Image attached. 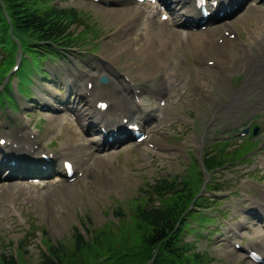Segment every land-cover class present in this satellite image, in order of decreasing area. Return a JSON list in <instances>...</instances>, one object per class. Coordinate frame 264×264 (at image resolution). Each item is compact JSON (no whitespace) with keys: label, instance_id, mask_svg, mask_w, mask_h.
Here are the masks:
<instances>
[{"label":"rangeland","instance_id":"374dc122","mask_svg":"<svg viewBox=\"0 0 264 264\" xmlns=\"http://www.w3.org/2000/svg\"><path fill=\"white\" fill-rule=\"evenodd\" d=\"M122 1V4H115L108 9L126 8V0ZM56 3L60 7H75L85 17L84 20L89 24V27L81 33L80 37L95 36L97 34L99 37L103 36L101 37L100 51L93 56L89 55L85 48L76 47L68 54L66 60L61 58H57L52 62L47 60L46 62L51 70L48 78L55 77L58 82L51 84L50 81H47L44 85L50 87L55 96L60 99L65 96L66 89L68 90L64 78L66 76L72 77L69 76L71 72L66 67L71 66L73 71L77 73L84 70L85 65L92 68V66L96 67L97 63H101L105 65L103 68H107V71L112 74L114 72L116 74L117 69H119L120 72L126 70L127 74L134 76L137 86L142 90V97L149 100L151 97L153 99L154 89L157 90L156 84L161 80L162 74L167 76L165 74L168 70L165 72L164 70L172 68L171 71H173L175 78L174 87L172 83L169 87L171 89L168 96L169 104L161 113V121L165 124V131L154 133L149 139L152 140L153 136V141H156L157 145L159 142L166 143L173 149V152L168 154L158 152L153 141L152 152L143 147L141 149L131 145L133 142L124 143V145L119 146L117 151L112 152L109 150L110 148L99 145L97 152L90 159L88 158L84 165V167L88 166L89 174L87 173V176L68 182L72 184L71 191L67 193H60L59 187L56 188L54 185L49 187L46 185L39 186L31 184L29 180L19 182V179H11L15 183L12 188L13 191L10 190L12 193L8 194L6 193V183L8 184L11 181L7 178L0 179V254L2 252L15 254L20 259V264H40L42 251L45 250L41 243L43 238L48 239V245L49 241L56 245L61 242L68 253L74 245L75 234H80L86 240H90L94 233L99 235L102 230H107L110 227L117 234L121 232V229L134 228L132 223L135 215L134 210L137 204L146 201L145 190L148 183H152L161 176L171 177L175 175L178 176L179 180V175L188 173L186 169L193 156L200 155L205 149L214 150L215 146L219 144L218 140L223 138L219 135L232 130L230 129L232 125L234 129L238 128L240 131L242 129L241 125L250 123L253 115L258 114L256 118L258 130L254 135V139L260 140V144L255 151L253 150L256 146L250 143L253 137L247 138L235 132L229 136L232 139H229V144L226 148L224 147L228 151L236 149L239 154L244 153L246 147L249 152H253L252 159L245 161L246 163H228L219 172L215 173L216 178H213V180H216L218 182L217 186L222 188L215 195L220 202L215 203L212 201L211 206L202 211L215 216L214 223L200 230L189 231L190 227H198L195 224L196 220L192 218L188 221L189 224H187L182 235L184 242L185 240H195L196 246L193 249L203 254V257L207 260L206 264H253L246 257L244 250L236 251L231 244L229 245L219 237L206 238L204 234L208 232L207 228L219 227L221 215L219 216L213 208L225 209L229 202L227 198L234 190H237L246 206L251 200H260L261 193L264 191V179L252 180V178L258 177V174L264 172V75H255L252 70L242 72L240 83L247 81L250 88L247 87L245 96L241 97V102L237 100L232 103L235 95L237 96V92L241 90V86L246 85V82H244L237 88L240 83L235 84L233 82L235 79H240L239 75L242 73L240 72L238 75L236 72L235 75L237 76L234 78L224 77L220 79L217 77L218 72L216 70L222 65L213 66L215 67L213 70V67H204L198 60L202 58L198 54L201 52L197 44L199 37H192L190 35L191 31L185 27H176L170 24L167 27L170 26L172 29L168 31L161 26L164 24L159 21L158 8H156L154 16L150 17L145 5H136L135 7L138 10H142V18L138 19L136 23L141 26L144 22H150L149 24L156 31V28L166 31L164 34L160 33L159 35L164 37L168 35V41H170L168 44L164 42L167 52L165 58H167L168 64L166 63L162 67L163 69L156 70L155 76L144 79L141 75L146 72L142 71V68L143 70L147 69L148 65H152L153 62L141 53L142 45L145 42L139 31L136 30L132 34V39L128 45L122 47H118L121 40L119 41L113 35L127 19V10L122 14L109 13L108 9L89 0H58ZM245 4L247 5H243L239 11L221 21L222 24L230 26L227 31L232 30L236 33L238 43L250 42L248 36L254 28L255 19L264 16L263 4L262 9H253L247 17L243 18L244 14L242 13L250 6L248 5L249 2ZM226 21L228 22L226 23ZM198 40L200 41L201 38ZM156 41L152 50L155 49L156 55H159L163 43L157 39ZM105 44H107L106 49H104ZM261 47H264V42L261 43ZM102 50L104 53H102ZM260 51L261 48L256 49V55H259ZM100 55L109 59L112 56H117L120 61L115 60L110 66L101 61ZM256 60L257 56L254 58L255 62L253 64H256ZM204 63L206 66H211L206 62ZM97 69L95 71H98ZM199 70H202L203 73ZM197 72L201 75V79L195 76L194 73ZM37 79L40 81V78ZM79 79V84L83 86L84 81L81 78ZM216 79H220V81ZM122 80L124 81V78ZM99 88L103 87L99 86ZM173 88L176 91L173 92ZM105 89L111 90L110 84ZM36 90L41 92V87H37ZM10 95L9 92H5L7 99L10 98ZM34 96L42 99L37 94ZM43 96L47 97L45 94ZM176 100L178 101L174 104L173 101ZM132 101L136 102L133 99ZM53 103L58 102L53 101ZM147 109L150 111L153 107ZM36 123L41 125L39 131L36 129L27 130L39 132L37 137L39 143L50 146L54 153L62 151L74 138H87L78 133L76 125L73 124L70 117L66 116L63 110H58L55 114L38 113ZM79 130L82 131L83 127H79ZM224 138L228 139V137ZM243 138L249 139V141ZM42 149L46 151L49 148L43 147ZM91 150H93V147H91ZM261 157H263V160H261ZM53 162L56 163L59 160L55 159ZM252 169H255V171H251ZM95 176L99 177L100 180L96 179ZM48 180L55 181V179L49 178L44 182ZM55 183L58 184V182ZM208 194L212 196V193L209 192ZM230 200L239 201L240 199L233 198ZM119 209L130 216L127 217V215L121 214ZM232 209L233 207H231ZM225 211L227 217L228 211ZM233 222H238L241 227L239 232L244 247L249 244L252 248L264 254V231L259 228L261 227L260 224L254 222V220H248V222L241 224L237 217L233 219ZM113 238L114 242L120 241L122 243L119 236L115 235ZM238 241L240 240L238 239ZM251 242H258L259 245H252ZM45 244H47L46 241ZM18 250L20 252H17ZM190 252L191 250L189 254ZM71 256L64 251L61 255L62 264L69 261L74 263ZM83 257L84 261L81 264H94L92 263L93 260L88 261V249L83 251Z\"/></svg>","mask_w":264,"mask_h":264},{"label":"trees","instance_id":"16d2710c","mask_svg":"<svg viewBox=\"0 0 264 264\" xmlns=\"http://www.w3.org/2000/svg\"><path fill=\"white\" fill-rule=\"evenodd\" d=\"M53 1L0 0V45L7 48L12 43L7 32L9 29L34 52L41 46L38 41L61 40L70 35L66 32L67 26L79 23L82 16L75 7L52 5ZM5 14L9 16V22L5 21ZM39 59V54H34L31 65H37ZM2 73L0 71V76ZM220 144L216 152H203V166L207 171L219 167L225 155L237 154L236 149L228 151ZM186 171L187 174L179 175V180L175 175L161 176L148 185L146 201L137 204L134 210V228L121 229L117 234L110 227L99 235L94 233L90 240L75 234L74 245L68 253L61 242L57 245L49 242V245L45 244L46 250L42 251L40 264H62L64 251L74 260V263L69 261L66 264H81L83 251L87 249L88 261L93 260L94 264H205L207 260L203 254L194 251L193 244L188 245L181 240L186 226L185 215L190 213L189 206H200L205 200L201 196L192 200L202 186L201 169L188 166ZM119 212L125 215L122 210ZM115 235L121 238L122 243L114 242ZM20 263L15 254H0V264Z\"/></svg>","mask_w":264,"mask_h":264},{"label":"bare ground","instance_id":"6f19581e","mask_svg":"<svg viewBox=\"0 0 264 264\" xmlns=\"http://www.w3.org/2000/svg\"><path fill=\"white\" fill-rule=\"evenodd\" d=\"M214 1L216 2L215 5L213 4ZM231 1L232 0H209L206 4V9L215 12V11H218L220 9L221 5L230 4ZM244 1L245 0H240V2L238 4L243 6L245 3L249 2V0H246L245 2ZM170 2H174L175 6L171 7L170 5L167 4L168 6L166 8V11H161L160 13L162 14V13L169 12L170 14H174V18H170L172 23L181 22L185 18L189 17L190 18V25L194 26L197 23V21L202 18L200 11L194 6V3L192 0H170ZM257 2H264V1L258 0ZM248 5H250V6H248L249 8L245 9V11L242 13V14H244L243 18L247 17L249 15L250 11H252L253 9L257 10L258 8H260V9L263 8L261 5L253 6L252 3H250V2ZM239 8H237L235 11H239L238 10ZM125 10H127L126 13L128 14L127 19H126L127 23H125V31H124V33L121 34V43H120V46H118V47H122L124 45H127L131 41L132 37L128 36L129 31L134 27H135V29L138 28L135 25L134 21L140 17L141 12H139V10H137V8H134V7H128V8L126 7V8H121V9H108L109 13H119V14L124 13ZM212 18L213 17L209 16L206 19V22L210 21ZM215 18H217V20H221L223 18V16L222 17H215ZM161 26L164 27L165 29H167L168 31H170L172 29V27L170 28V26L167 27L168 26L167 24H164ZM122 27L118 31L119 36H120V32L122 30ZM227 27H229L228 24H222V22H218V23L214 24L213 26L206 28L204 31H194V32L190 33V35L192 37L198 36V37L202 38V41L197 42L198 48H200L201 55L203 56L200 59L201 62H204V60L207 58V59H213V65H215V66L222 65L220 68H218L216 70V72H218L217 77H219L220 79L224 78V77H228V78L232 77L233 75L236 74V72L239 74L240 72L241 73L242 72H249L251 70L253 71V73L255 75H262V74L264 75V47L263 48L261 47V43L264 42V16L261 17L260 19H255L254 28H253V30L250 31V34L248 36V40L250 42H239L238 43L236 37L229 38L224 33L225 30L228 29ZM156 29L159 33L153 27L151 28L147 23H144L143 26L141 27L143 37L145 39V43L142 46L141 52L146 57L152 58L150 60H152V62H153L152 65H148L147 69L143 70V68H142V71L146 72L145 74H143V76L155 74L156 70H159L160 68L164 67L167 63V61H166L167 58H165L166 57L165 55H167V52L165 49V46H166L165 43L168 44L170 42V41H168L169 36L168 35H167V37H164L163 35L160 36L159 35L160 33L164 34L166 31H163L162 29H159V28H156ZM156 35H157V38H156ZM162 37H163V41H162ZM155 38L158 41H161L163 43V45H162L163 47L161 48V53H158L159 55H156V56L153 54V50H151V48H150V46L154 43ZM218 38H222L221 43L218 42ZM233 44H236V48H234V49L232 47ZM229 47H231L232 49H229ZM258 48H261V51H260L259 55L258 54L256 55L255 52H256V49H258ZM197 51H199V50H197ZM198 54H200V53H198ZM256 56H257V60H256L257 62H256V64H253L255 62L254 58ZM214 69H215V67H213V70ZM200 72H202V71L200 70ZM85 73L91 79H93L97 75L96 73L92 72L91 70H87V71H85ZM114 74H115V72H114ZM165 75H167V76H163L162 80L157 84V90L160 89V92H161V89L163 87L169 88L173 83L172 82V77H173L172 72L170 70H168ZM66 80L69 81V79H66ZM68 81H65V83H67ZM208 81H206V82H208ZM74 84L77 85L76 83H74ZM248 84L249 83L246 81V85L241 86V90L239 92H237V97L243 96L245 94V90H246ZM121 90H122V92H120L118 89H116V92L113 95H106L101 91H96L95 85H93L90 89H79V88H77L74 91L76 96H77L74 98V100L78 99L80 101V103L75 105L74 113L78 114V115L83 114V115L87 116V117L80 119L81 125L90 124V121H91L90 117H94L97 120L96 125L101 124V126L103 127V131L102 130H98V131H100V133L104 135L107 131L117 130L123 125V123H122L123 117L126 116L124 114L125 109L130 111V112L137 113V115L135 116L136 121H138L139 123H141V122L146 123L147 122L146 115H148L151 110L149 111L139 101H136V102L132 101V98L130 97V95L128 93H126L122 88H121ZM117 92H120L121 95H118ZM134 92H135V90H133V93ZM97 96L106 97L107 101L109 102V104L111 106L109 111L100 112L97 110V108H96L97 102L99 100H104V98H97L94 100V98ZM249 96H252V95H249ZM161 98H163V97H161ZM153 109L158 110L161 108L157 105V106H154ZM120 113H122V114L118 119L117 116ZM129 123H137V122L133 121V122H129ZM72 141L76 142V141H78V139H74ZM94 141L96 143H98V140H94ZM91 142H92L91 140H89V143L78 142V144H76V145L73 144V142H71L67 146H65L62 149V151L57 153V158L61 159V165L63 163V160L68 159V158H66L67 156H70V157L72 156L71 160L73 161L74 167L77 170H82L83 173L85 174L87 171L83 167V165L86 162L87 158L89 157V154H91V151L89 150V148H91V146H93V145H90ZM35 143H37V140L35 137L29 138L24 131L18 130V134L12 135V136H9V135L7 136L6 143H5V145H6L5 152H13V153L24 154V155L32 153L33 155L39 156L40 148L37 146H34ZM94 146H96V145H94ZM162 147H164V146H162ZM92 154H94V153H92ZM53 158H56L54 156V154H53ZM30 165H32V167L34 166L33 164H29V166ZM1 168L2 167H0V171H1ZM22 169L23 170H19V172H24L30 168L22 167ZM60 169L57 171H52V173L53 172L57 173V176H60V175L63 176L61 174L62 167ZM12 170H16V168L12 169ZM12 170L9 169V172L5 175V178L12 179L15 177H21V176H16L17 174H11L10 172H12ZM4 173L5 172L1 173L0 176H2ZM88 174H89V172H88ZM95 178L100 180L99 177L95 176ZM14 183L11 181L10 183L6 184L7 185L6 193H8V194L12 193L10 190H12ZM71 184L72 183H68V182H66L64 184H58V185H56V188L59 187L60 193H67V192L71 191V188H70ZM62 198H63V196H62ZM5 199L6 198H4V200ZM63 200H65V199L63 198ZM249 205H253V203L250 202Z\"/></svg>","mask_w":264,"mask_h":264}]
</instances>
